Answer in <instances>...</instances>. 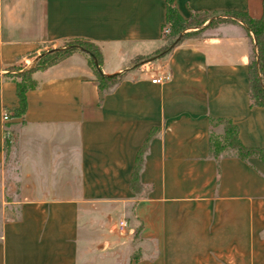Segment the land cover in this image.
Here are the masks:
<instances>
[{"label": "crops", "instance_id": "obj_1", "mask_svg": "<svg viewBox=\"0 0 264 264\" xmlns=\"http://www.w3.org/2000/svg\"><path fill=\"white\" fill-rule=\"evenodd\" d=\"M175 3L185 19L264 11L263 0ZM166 14V0H0V167L13 166L3 188L15 196L0 264H264V162L210 152L211 118L232 120L246 146L264 148V106L250 98L253 43L224 21L161 51ZM71 38L98 44L103 74L125 78L101 91L76 51L33 73L38 84L15 115L11 68ZM164 73L169 81L153 82Z\"/></svg>", "mask_w": 264, "mask_h": 264}, {"label": "trees", "instance_id": "obj_2", "mask_svg": "<svg viewBox=\"0 0 264 264\" xmlns=\"http://www.w3.org/2000/svg\"><path fill=\"white\" fill-rule=\"evenodd\" d=\"M166 3L167 14L166 22L163 25V39L166 41L169 36H172L173 40L168 43L163 50H168L171 47L176 46L184 37L192 36L200 32L201 29L191 30L187 32L184 37L178 39L182 31L190 27H200L204 25L208 18L213 15H226L227 18H225L224 21L240 23L245 27L247 34L253 43V54L249 62L251 104L253 106H264V11L263 15L258 18L251 16L246 11L221 10L195 12L189 19H185L179 12L175 0H166ZM215 25L217 24L210 22L205 27ZM166 27L169 28V32H165ZM62 43H65V46L71 45V47L63 48L62 46H58L53 52L42 56L32 68L23 70L22 65L14 66L11 68L13 72H9L6 75L13 79L17 85L19 107L15 110V115L21 116L25 113L27 109V92L34 89L38 84L33 73L60 62L76 51H82L87 55L89 64L95 70L101 91L108 92L125 78V72L114 75H105L98 70L95 58L99 65H102L103 62V54L98 44L85 38H71ZM76 45L82 46L83 49L78 48ZM210 122L212 126L210 152L217 160H220L223 156L235 155L243 159L257 156L264 162V148L246 146L239 137L238 126L232 120L227 118H211ZM219 125H222L223 127L222 132L215 130ZM146 144L147 143L144 144L138 153L132 174L131 186L135 190H138L140 186V170L142 167L143 155L146 150ZM5 147L7 156H10L14 147L13 135L11 137L6 136Z\"/></svg>", "mask_w": 264, "mask_h": 264}, {"label": "rangeland", "instance_id": "obj_3", "mask_svg": "<svg viewBox=\"0 0 264 264\" xmlns=\"http://www.w3.org/2000/svg\"><path fill=\"white\" fill-rule=\"evenodd\" d=\"M225 18H227V16L226 15H223V14H219V15H213V16H211V17H209L208 18V20L206 21V23L207 24H209L210 22H214V23H216V24H219V23H222V22H224V19ZM203 26V25H202ZM202 26H200L199 28L201 29V31L204 29V27H202ZM196 26H194V27H190V28H195ZM189 29V28H188ZM185 31V30H184ZM184 31H182L181 33H180V35H179V37H178V39L180 38H182V37H184L186 34H187V32H185L184 34H183V32ZM185 38V37H184ZM183 38V39H184ZM173 40V37L172 36H169L168 38H167V40L165 41V46L163 47V49H165L166 48V46H167V44L168 43H170L171 41ZM58 46H62L63 48L65 47V48H69V47H71V45H67V46H65V43H61V44H59ZM78 48H82V46H80V45H76ZM56 48H49V49H46V50H43V51H41V53L38 55V57L39 58H36L37 60L34 62V63H32V66H30L28 69H30V68H32L35 64H36V62L42 57V56H44L45 54H47V53H50V52H53V50H55ZM83 49V48H82ZM163 49H161V51L163 50ZM50 51V52H49ZM42 54H44V55H42ZM42 55V56H41ZM139 60H141V59H138L137 61H139ZM28 69H25V70H28ZM16 147V143H15V145H14V148ZM11 154L12 153H10V156H9V163L10 162H12V157H11ZM13 166L11 165V164H8V165H6L5 166V168H3V167H0V227H1V223H2V221H3V219H5V220H7V219H9L10 217H12L13 216V214H14V211H15V207H12L11 205H9V204H7V203H5V202H8V201H12L13 199H14V195H13V193H10L9 191H7V188H3V185H7L8 183H9V181L12 179V177H13ZM8 186V185H7ZM6 186V187H7Z\"/></svg>", "mask_w": 264, "mask_h": 264}, {"label": "built area", "instance_id": "obj_4", "mask_svg": "<svg viewBox=\"0 0 264 264\" xmlns=\"http://www.w3.org/2000/svg\"><path fill=\"white\" fill-rule=\"evenodd\" d=\"M165 32H169V28L166 27L165 28ZM170 79H171V74L170 73H164V74H162V75H160V76H158L156 78H153V82L154 83H165V82L169 81ZM4 117H5L6 120L9 119V114L6 113L4 115ZM6 136L7 137H11L12 136L11 132L7 131ZM118 225H119V228H120L121 231H126L128 229V220H127V218H125V217L121 218L119 220V224Z\"/></svg>", "mask_w": 264, "mask_h": 264}, {"label": "water", "instance_id": "obj_5", "mask_svg": "<svg viewBox=\"0 0 264 264\" xmlns=\"http://www.w3.org/2000/svg\"><path fill=\"white\" fill-rule=\"evenodd\" d=\"M185 33V31L183 32V34ZM50 52V51H49ZM42 55H44V54H42ZM41 55V56H42ZM40 57V56H39ZM38 57V58H39ZM95 63H96V65H97V68H98V70L103 74V71H102V68H101V66L99 65V63H98V61H97V59L95 58Z\"/></svg>", "mask_w": 264, "mask_h": 264}]
</instances>
